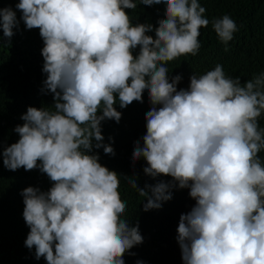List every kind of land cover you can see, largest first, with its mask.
<instances>
[{"label":"clouds","instance_id":"clouds-1","mask_svg":"<svg viewBox=\"0 0 264 264\" xmlns=\"http://www.w3.org/2000/svg\"><path fill=\"white\" fill-rule=\"evenodd\" d=\"M139 3L165 5L155 29L133 25L125 9H136L135 0L16 4L26 29H39L47 74L41 91L54 100L51 107L29 106L14 129L18 141L0 151L5 168H38L53 182L46 192L32 186L21 192L30 229L25 247L35 248V259L47 264H125L124 255L143 243L139 224L121 218L127 208L119 194L121 176L92 153L103 148L115 156L103 143L102 122H120L117 98L127 108L143 103L147 91L152 107L145 114L143 146L136 141L132 159L146 160V175L172 181L139 188L135 178L124 177L146 197L143 210L161 208L175 187L188 188L196 203L179 217L183 264H264V72L242 84L218 63L193 73L189 87L178 90L182 76L170 80L168 63L197 56L200 29L209 24L228 51L237 23L230 14L207 18L199 0ZM18 25L12 8H0L3 37L10 41ZM153 30L155 39L147 34Z\"/></svg>","mask_w":264,"mask_h":264},{"label":"trees","instance_id":"trees-1","mask_svg":"<svg viewBox=\"0 0 264 264\" xmlns=\"http://www.w3.org/2000/svg\"><path fill=\"white\" fill-rule=\"evenodd\" d=\"M136 9H125L130 15L133 25L138 23L157 26V21L164 19L165 5L144 6L135 0ZM207 9L206 17L219 18L230 14L236 21L239 31L229 42V50L219 42L211 24L200 29L201 48L195 57L181 56L168 63L169 79L181 75L182 80L177 89H187L193 73L202 75L222 64L226 75L233 78L239 76L241 83L250 80L254 74L264 72V0H199ZM19 0H0V8H12L16 12L19 25L14 28V35L9 41L0 30V151L19 139L14 131L17 125L24 123L20 117L32 107H51L54 104L51 92H42L43 81L47 74L42 71L44 60L41 49L44 42L39 29L27 30L22 13L16 9ZM155 39V31L147 33ZM139 53V47L133 55ZM122 113L119 123L114 120L102 122L104 144H111L115 156L104 153L103 148L93 149L92 154H99V162L109 170L117 172L121 177L119 194L126 202L127 208L122 219L128 220L130 226L139 224L144 237L140 245L129 250L123 257L125 264H183L181 250L177 243L179 217L188 213L196 201L189 195L190 189H172V199L162 203L159 209L143 210L146 197L140 196L136 189L127 184L124 177L135 178L139 188L159 181H172L170 176H158L155 179L143 171L147 167L146 160L141 157L133 162L132 153L136 141L143 146L142 137L146 134L145 114L152 105L149 103L147 91L143 94V103L133 102L127 108L114 105ZM159 107V106H158ZM260 127L264 128V114L259 118ZM111 138V139H109ZM93 143H96L93 141ZM264 162V150L259 153ZM49 177L34 169L25 171L20 168L11 171L3 166L0 158V264H47L42 257L35 259V248L29 250L24 241L30 231L23 219L24 188L38 187L48 191L52 186Z\"/></svg>","mask_w":264,"mask_h":264}]
</instances>
